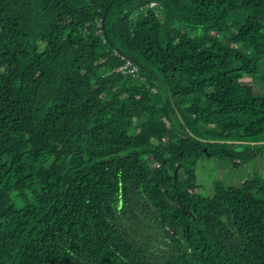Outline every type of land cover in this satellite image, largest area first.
<instances>
[{
    "label": "trees",
    "instance_id": "16d2710c",
    "mask_svg": "<svg viewBox=\"0 0 264 264\" xmlns=\"http://www.w3.org/2000/svg\"><path fill=\"white\" fill-rule=\"evenodd\" d=\"M254 81L264 0H0V264H264Z\"/></svg>",
    "mask_w": 264,
    "mask_h": 264
},
{
    "label": "rangeland",
    "instance_id": "374dc122",
    "mask_svg": "<svg viewBox=\"0 0 264 264\" xmlns=\"http://www.w3.org/2000/svg\"><path fill=\"white\" fill-rule=\"evenodd\" d=\"M254 82L255 89L264 93V83ZM255 150L257 151L255 156L241 162L209 156L199 159L195 167L197 193L210 198L214 193V184L218 181L228 187H237L251 177L264 179V144L258 145ZM13 198L18 202L16 195Z\"/></svg>",
    "mask_w": 264,
    "mask_h": 264
},
{
    "label": "built area",
    "instance_id": "2783aa9c",
    "mask_svg": "<svg viewBox=\"0 0 264 264\" xmlns=\"http://www.w3.org/2000/svg\"><path fill=\"white\" fill-rule=\"evenodd\" d=\"M152 7L155 6V4H151ZM121 71L124 74H135L137 72V67L134 66L130 61L125 60L124 66L121 67Z\"/></svg>",
    "mask_w": 264,
    "mask_h": 264
},
{
    "label": "water",
    "instance_id": "95a60500",
    "mask_svg": "<svg viewBox=\"0 0 264 264\" xmlns=\"http://www.w3.org/2000/svg\"><path fill=\"white\" fill-rule=\"evenodd\" d=\"M134 65H136L137 67H141V65L138 63V62H136V61H134L133 59H129ZM205 151V150H204Z\"/></svg>",
    "mask_w": 264,
    "mask_h": 264
},
{
    "label": "clouds",
    "instance_id": "9594fccd",
    "mask_svg": "<svg viewBox=\"0 0 264 264\" xmlns=\"http://www.w3.org/2000/svg\"><path fill=\"white\" fill-rule=\"evenodd\" d=\"M125 59V58H124ZM125 60H128V61H130L129 59H125ZM131 62V61H130ZM132 63V62H131ZM133 64V63H132ZM134 65V64H133ZM134 66H136V65H134ZM137 67V66H136ZM137 68H139V67H137Z\"/></svg>",
    "mask_w": 264,
    "mask_h": 264
}]
</instances>
